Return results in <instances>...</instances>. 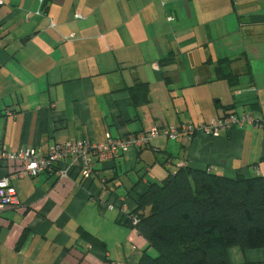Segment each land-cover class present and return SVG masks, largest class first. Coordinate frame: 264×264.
I'll return each mask as SVG.
<instances>
[{"label":"crops","instance_id":"1","mask_svg":"<svg viewBox=\"0 0 264 264\" xmlns=\"http://www.w3.org/2000/svg\"><path fill=\"white\" fill-rule=\"evenodd\" d=\"M221 60L234 86L218 79ZM227 114L251 122L93 160L88 179L68 157L65 178L13 181L20 205L0 212V264H136L148 245L128 216L149 184L180 164L264 177V0H2L0 149L45 156L68 140ZM17 167L0 162V178ZM226 257L264 264V248L231 247Z\"/></svg>","mask_w":264,"mask_h":264},{"label":"trees","instance_id":"2","mask_svg":"<svg viewBox=\"0 0 264 264\" xmlns=\"http://www.w3.org/2000/svg\"><path fill=\"white\" fill-rule=\"evenodd\" d=\"M218 63V79L234 86L235 76L222 70L225 60ZM128 221L148 245L136 264H228L231 247L264 248V177L227 178L180 164L138 195Z\"/></svg>","mask_w":264,"mask_h":264},{"label":"built area","instance_id":"3","mask_svg":"<svg viewBox=\"0 0 264 264\" xmlns=\"http://www.w3.org/2000/svg\"><path fill=\"white\" fill-rule=\"evenodd\" d=\"M43 2L44 0H39L40 4ZM1 4L2 0H0ZM37 14L39 15L40 11H37ZM74 19H80V16L75 14ZM50 27L54 28L52 22ZM244 122H251V118L248 115L237 117L234 114H229L221 118H213L208 124L203 125L182 124L178 128H153L148 132L119 139H113L107 135L106 139L99 143L85 139L68 140L53 145L45 156L38 155L31 149L8 152L1 148L0 162L17 163L18 167L9 172L7 176L0 178V212L6 209H16L20 205L16 190L12 185L13 181L36 178L45 172H51L57 178L68 176L69 168L59 167L62 159L71 157L74 162L77 161L81 175L88 179L93 174V160L98 163L112 161L117 153H125L131 148L140 149L159 136L171 140H175L179 136L189 139L198 133L211 138L217 137L220 133L230 131ZM108 208L113 209L114 206L109 205ZM135 222L136 220L133 218L132 223Z\"/></svg>","mask_w":264,"mask_h":264},{"label":"rangeland","instance_id":"4","mask_svg":"<svg viewBox=\"0 0 264 264\" xmlns=\"http://www.w3.org/2000/svg\"><path fill=\"white\" fill-rule=\"evenodd\" d=\"M126 152H127V151H126ZM126 152H125V153H126Z\"/></svg>","mask_w":264,"mask_h":264}]
</instances>
